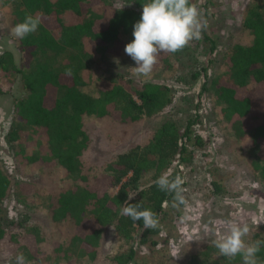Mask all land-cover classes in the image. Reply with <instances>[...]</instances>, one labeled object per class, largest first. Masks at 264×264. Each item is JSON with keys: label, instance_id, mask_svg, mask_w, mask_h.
<instances>
[{"label": "trees", "instance_id": "1", "mask_svg": "<svg viewBox=\"0 0 264 264\" xmlns=\"http://www.w3.org/2000/svg\"><path fill=\"white\" fill-rule=\"evenodd\" d=\"M148 2L150 0H0L1 5L9 7L14 25L22 22L26 15L40 18L36 32L17 39V48L29 52L30 61L25 71L16 66L11 51L0 52V96L10 93L11 78L16 74L23 91V95L13 101L3 143L8 148L20 141L27 146L24 130L31 131L37 139L43 138L46 156L39 152H14L17 163L21 159L24 165L35 169L57 165L81 183L60 190L54 196L50 220L71 221L76 229L73 244L90 259L109 227L118 240L137 242V245L150 242V238L160 232V222L173 207V194L160 191L154 182L164 173L170 178L177 175L182 178L176 167L191 164L192 148L202 146L201 139L191 129L195 121L187 122L180 133L176 124L168 119L160 123L144 145H134L117 154L97 176L88 178L82 172V158L90 144L82 127L83 116L135 122L167 108L177 91L175 85L154 80L136 81L124 73H118L113 83L101 81L97 98L79 90L82 85L79 57L83 43L88 42L94 48L106 46L107 51L118 54L134 39L133 25L140 20L142 6ZM66 14L78 21L64 24L62 17ZM241 28L248 32L251 40L245 45H233L225 59L231 76L217 81L213 94L221 105V119L228 124L240 146L250 151L249 160L258 179L264 182V16L256 6L246 10ZM123 36L127 37L126 42ZM211 44L213 46V42ZM66 50H70L73 57L79 56L77 66L60 69L56 66L57 59ZM183 50L161 53L152 71L164 67L170 56ZM127 57L136 67L131 57ZM68 69L71 76L66 75ZM197 77L194 73L191 79ZM12 178L11 171H5L0 164V254L13 257L22 252L30 259L36 255L38 243V230L28 217L32 210L17 213V218L9 217L2 209L13 188ZM24 187L27 186H20ZM182 187L189 189L184 182ZM210 187L214 194L223 192L216 181H210ZM126 201L140 203L141 210L155 212L158 227L145 229L143 221L133 222L122 216L121 206ZM259 234L264 235V226L249 243L264 240ZM133 256L130 246L110 256V260L113 264H129ZM257 257L260 264H264V245ZM181 264H242V259L239 255L231 260L221 256L212 243L190 253Z\"/></svg>", "mask_w": 264, "mask_h": 264}, {"label": "rangeland", "instance_id": "2", "mask_svg": "<svg viewBox=\"0 0 264 264\" xmlns=\"http://www.w3.org/2000/svg\"><path fill=\"white\" fill-rule=\"evenodd\" d=\"M193 4L200 10L204 25L200 39L191 41L182 52L170 56L164 67L152 71L147 77L132 72L133 63L124 49L113 55L106 46L94 48L84 42L81 47L83 55L78 56L82 81L79 90L91 97L99 96L101 81L113 83L118 73L136 81L154 80L175 85L177 89L171 105L149 118L117 122L109 117L83 116L82 127L90 144L82 158V172L88 178L100 174L117 154L134 145H144L164 120L173 121L180 133L187 122L195 121L191 129L202 141L201 147L192 148L191 164L176 167L189 188L182 187L186 205L171 207L159 224L160 232L144 245L118 240L113 228L109 227L99 249L90 259L73 244L76 229L71 221L50 220L49 210L54 196L60 190L81 183L57 165L35 169L24 165L21 159L17 163L14 152L46 154L43 138L37 139L31 131L24 130L27 146L22 141L15 143L13 148L3 143L13 101L23 95L19 76H12L10 93L0 96V164L5 171L10 170L13 177V188L2 209L9 217L17 218V213L24 210L31 213L32 210L33 214L28 217L38 230V243L35 257L28 259L21 252L27 262L113 264L110 256L132 246L134 256L129 264H181L190 253L224 235L226 225L223 222L226 220L249 226L250 231L244 238L246 243L264 226V182L258 179L249 160L250 151L240 146L228 124L221 119V105L213 94L216 82L228 80L231 76L225 59L233 45H245L251 40L248 32L241 28L242 17L251 6H256L264 16V0H194ZM12 19L9 7L0 4V52L11 51L16 66L25 71L30 56L28 50H19L16 46L17 38L11 35L15 26ZM62 21L73 24L78 19L66 14ZM122 39L127 41L126 36ZM78 57L66 50L57 59L56 66L60 69L77 66ZM194 73L198 77L192 80ZM210 181H216L223 192L214 194ZM19 184L27 187L20 188ZM260 236L264 238V235ZM17 255L6 257L0 254V264H15Z\"/></svg>", "mask_w": 264, "mask_h": 264}, {"label": "clouds", "instance_id": "3", "mask_svg": "<svg viewBox=\"0 0 264 264\" xmlns=\"http://www.w3.org/2000/svg\"><path fill=\"white\" fill-rule=\"evenodd\" d=\"M39 24V17L26 15L22 22L11 29V35L24 39L36 32ZM203 26L200 10L190 0H150L142 6L141 18L133 25L134 39L124 49L137 65L131 68L132 72L137 76H149L161 53H176L191 41L200 39ZM66 75H72L71 69L66 70ZM183 182L179 175L170 178L168 173H164L154 183L160 191L173 194L172 206L179 208L187 203L183 195ZM141 209L140 203L126 201L121 206L120 214L133 222L143 221L145 229L157 228V214L150 209ZM223 223L226 225L225 234L213 242L219 254L230 260L239 255L242 264H260L257 254L264 240L246 243L244 238L250 231L247 224L241 225L231 220ZM15 264L31 262H27L20 253L15 258Z\"/></svg>", "mask_w": 264, "mask_h": 264}]
</instances>
